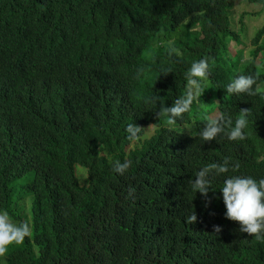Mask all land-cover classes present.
<instances>
[{
    "label": "trees",
    "instance_id": "1",
    "mask_svg": "<svg viewBox=\"0 0 264 264\" xmlns=\"http://www.w3.org/2000/svg\"><path fill=\"white\" fill-rule=\"evenodd\" d=\"M240 4L241 22L262 16L250 40L234 28ZM201 58L198 100L168 125L158 102L184 94ZM237 74L254 94L226 93ZM240 109L244 140L197 137ZM224 157L239 168L192 191ZM230 175L264 178V0H0V214L29 227L0 264H264V238L224 215Z\"/></svg>",
    "mask_w": 264,
    "mask_h": 264
},
{
    "label": "clouds",
    "instance_id": "2",
    "mask_svg": "<svg viewBox=\"0 0 264 264\" xmlns=\"http://www.w3.org/2000/svg\"><path fill=\"white\" fill-rule=\"evenodd\" d=\"M208 75L207 60L201 58L193 61L184 74L186 89L182 96L176 98L171 106H165L160 100L159 110L154 112L159 118L166 115L168 125H174L182 114L187 112L193 105L194 100H198V93ZM255 78L252 75L237 74L224 86L227 94L246 93L252 95L255 92L253 85ZM158 97H153L156 103ZM247 109H240V115L234 121L230 115L225 113L219 118H209L203 127L198 131L197 137L205 142L216 139L223 133L228 140H244L247 127ZM141 127L130 123L125 131L129 138H137L141 133ZM227 129V131H225ZM230 157H224L222 162H213L193 173L192 179L188 180L190 189L195 193H200L207 197L210 190L215 192L212 181L229 172L239 168L238 163H230ZM130 167V161L125 159L114 161L113 170L117 174H123ZM223 204L225 206V217L239 223V231L254 236L256 239L264 238V178L256 179L247 175L225 176L219 188ZM197 216L193 211L186 217L188 223L196 221ZM220 226H214V232L219 233ZM29 227L25 223L13 224L9 221L6 213L0 214V254L6 252L8 245L20 244L24 237L28 235Z\"/></svg>",
    "mask_w": 264,
    "mask_h": 264
},
{
    "label": "rangeland",
    "instance_id": "3",
    "mask_svg": "<svg viewBox=\"0 0 264 264\" xmlns=\"http://www.w3.org/2000/svg\"><path fill=\"white\" fill-rule=\"evenodd\" d=\"M251 7L247 6L246 4H240L238 5L237 9L233 11V16H234V28L235 30L241 29V27L246 26V29L240 30L241 36H246L249 40L251 37L257 33V30H260L261 25H260V20H261V15H256V16H247L245 18V22H241L243 19V15L246 11H250ZM246 40V39H245ZM235 49V48H233ZM13 223V222H12ZM15 224V223H13Z\"/></svg>",
    "mask_w": 264,
    "mask_h": 264
}]
</instances>
